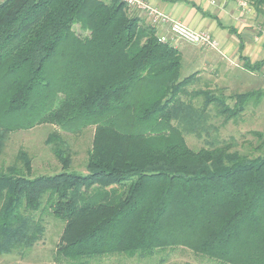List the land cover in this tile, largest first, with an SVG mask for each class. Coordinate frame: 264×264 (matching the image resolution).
Wrapping results in <instances>:
<instances>
[{
    "label": "trees",
    "instance_id": "obj_1",
    "mask_svg": "<svg viewBox=\"0 0 264 264\" xmlns=\"http://www.w3.org/2000/svg\"><path fill=\"white\" fill-rule=\"evenodd\" d=\"M158 35L123 0L0 1V157L13 131L49 124L57 130L45 142L62 167L33 176L23 149L0 163V256L23 257L49 212L63 224L54 264L175 248L264 264V153L194 150L184 137L199 133L209 104L229 120L259 93L231 95L230 106L209 90L187 91L197 71L180 77L179 50ZM238 49L245 68L264 67L241 54V40ZM91 126L86 174L68 171L59 130Z\"/></svg>",
    "mask_w": 264,
    "mask_h": 264
},
{
    "label": "rangeland",
    "instance_id": "obj_2",
    "mask_svg": "<svg viewBox=\"0 0 264 264\" xmlns=\"http://www.w3.org/2000/svg\"><path fill=\"white\" fill-rule=\"evenodd\" d=\"M1 1V0H0ZM221 1V0H218ZM241 6L253 9L258 23L261 25L257 38L264 36V9L257 11L251 0H237ZM214 2V0H212ZM74 30L79 32L75 25ZM170 36V34H169ZM255 37V36H254ZM183 42V41H181ZM185 43V42H184ZM190 45L189 43H185ZM202 52L208 50L198 45ZM251 61V60H250ZM206 66L203 70H197L195 82L187 88V91L206 89L223 97L225 102L232 106L234 100L231 95L247 91H257L259 96L252 98L244 111L236 117L226 120L212 104L206 106L203 111L204 123L198 126L199 133L185 134L187 145L197 150L202 147L229 146L230 150H236L248 156H256L264 153V67L259 71L249 70L244 67L243 60L234 58L226 60V64ZM193 71L185 59H181L180 77H184ZM183 99L187 100L184 96ZM192 104L197 107L203 105L201 97L192 99ZM57 130L49 124L37 125L26 130L13 131L8 137L0 163L3 166L10 165L19 149L26 151L31 160L32 175L54 174L61 171V163L54 156L50 146L45 142L48 134ZM59 133L68 142L71 150V164L68 171L86 174L85 163L90 150L93 127L84 129L79 134H70L59 130ZM18 164H20L18 162ZM45 225V233L31 249L27 250L23 257L18 255L0 256V264H54V252L62 229V222L49 214H41ZM87 264H228L220 263L204 255L194 254L185 248L167 249L156 251L146 258L127 257L123 254L95 256L85 259ZM64 264L65 261H62Z\"/></svg>",
    "mask_w": 264,
    "mask_h": 264
},
{
    "label": "crops",
    "instance_id": "obj_3",
    "mask_svg": "<svg viewBox=\"0 0 264 264\" xmlns=\"http://www.w3.org/2000/svg\"><path fill=\"white\" fill-rule=\"evenodd\" d=\"M143 1L191 29L208 31L216 39L217 49L206 48L208 51L202 52L197 47L191 46L192 44L186 45L178 39H170L167 24L154 25L144 11L130 7L133 15L155 27L157 34H164L169 38L171 44L179 50L181 59H185L187 65L193 67L192 72L204 70L206 66L213 64H216L215 66L225 65L226 60L232 61L234 58H239L240 40L243 42L242 55L248 57L251 62L264 59V36L260 38L256 36L259 33L256 29L261 28L258 23L259 19L253 9L241 6L237 0H214V2L212 0ZM213 16H216L224 26H219ZM229 27L240 35V39L228 30Z\"/></svg>",
    "mask_w": 264,
    "mask_h": 264
},
{
    "label": "built area",
    "instance_id": "obj_4",
    "mask_svg": "<svg viewBox=\"0 0 264 264\" xmlns=\"http://www.w3.org/2000/svg\"><path fill=\"white\" fill-rule=\"evenodd\" d=\"M130 7H135L144 11L154 25L167 24L170 33V39L180 40L192 45H198L204 48L217 49L218 43L208 31L194 30L184 23L169 18L166 14L155 7L150 6L143 0H123ZM160 41H169V38L164 34H159Z\"/></svg>",
    "mask_w": 264,
    "mask_h": 264
}]
</instances>
